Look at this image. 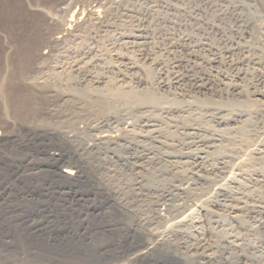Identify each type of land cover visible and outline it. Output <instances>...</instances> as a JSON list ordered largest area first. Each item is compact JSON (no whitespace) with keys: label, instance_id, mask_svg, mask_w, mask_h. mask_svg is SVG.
Segmentation results:
<instances>
[{"label":"rangeland","instance_id":"obj_1","mask_svg":"<svg viewBox=\"0 0 264 264\" xmlns=\"http://www.w3.org/2000/svg\"><path fill=\"white\" fill-rule=\"evenodd\" d=\"M23 1L0 0V48L33 49L19 68L0 63V264H199L196 249L215 237L226 240L215 264H238L228 249L238 242L239 264H264V213L241 201L264 200V156L248 146L264 149V0H40L58 19L87 20L61 43L50 41L59 22L27 19ZM56 64L75 90L148 89L163 103L98 111L93 92L60 90ZM108 130L121 146L84 149ZM70 164L81 172L68 179ZM188 181L213 186L186 193Z\"/></svg>","mask_w":264,"mask_h":264},{"label":"bare ground","instance_id":"obj_2","mask_svg":"<svg viewBox=\"0 0 264 264\" xmlns=\"http://www.w3.org/2000/svg\"><path fill=\"white\" fill-rule=\"evenodd\" d=\"M8 1V0H7ZM62 3V2H61ZM68 4H70V3H68ZM3 5H4V3H3ZM22 12H23V16H26L27 17V19H30V18H32V17H34V16H39L40 14H42V16L44 15V17H46L47 18V20L46 21H48L49 23H56V25H57V22H59V30H56L58 33H56V35H54V36H52L53 34H51V39H50V41H53L54 43H61L62 41H63V39H65V36H66V38H69L70 36L69 35H72V38L74 39V37L73 36H75V37H77L78 35L76 34V33H74V28H78V31H81L82 29H80L81 27H83V25H84V27H85V24H86V21H84V24L83 23H80V21H82V20H78V23H77V21H76V19H75V17H74V12H73V14L71 15V17L70 18H67V16L65 17V19H60L61 21H59V19H58V17L56 16V13H57V11H55L56 13H53V12H51L50 10H49V8L47 9L46 8V6L44 7L43 5H42V3H41V1L40 0H24L23 2H22ZM59 5H61V4H59ZM65 5V4H64ZM100 5V4H99ZM20 6V5H19ZM69 6L70 5H68V8H69ZM96 7V6H95ZM98 7V6H97ZM63 8V7H62ZM60 9H61V7H60ZM64 9V8H63ZM70 9V8H69ZM110 9V8H109ZM100 11V9L98 8H96V10L95 9H91L90 10V15H96L97 14V16H99V12L97 13V11ZM65 11V10H64ZM63 11V12H64ZM66 11H68L67 10V8H66ZM65 11V12H66ZM101 11H102V9H101ZM111 11V10H110ZM109 11V12H110ZM58 14V13H57ZM76 14V13H75ZM89 14V13H88ZM65 15V14H64ZM111 15V14H110ZM89 16V15H88ZM100 16H101V14H100ZM97 18H99V17H97ZM78 19V18H77ZM108 20V19H107ZM100 21V20H99ZM47 22V23H48ZM89 22V21H88ZM76 26H75V25ZM55 25V24H54ZM89 24L87 23V26H88ZM73 26H75L74 28H73ZM90 27V26H89ZM76 28V29H77ZM57 29V28H56ZM85 29H86V27H85ZM84 29V30H85ZM30 30H31V28H30ZM55 31V30H54ZM83 32V31H82ZM81 32H79V34H80ZM67 35L69 36V37H67ZM83 35H85V33L83 32ZM81 37H82V35H80ZM86 36V35H85ZM50 37V36H49ZM27 38V37H26ZM31 38V37H30ZM71 38V37H70ZM79 38V37H78ZM86 38V37H85ZM80 39V38H79ZM83 39V38H82ZM6 40V39H5ZM28 40L31 42L32 41V39L30 40L29 39V36H28ZM48 40H49V38H48ZM75 40V39H74ZM67 41V40H66ZM78 41H80V40H78ZM85 41V40H84ZM26 42V41H25ZM32 43V42H31ZM30 43V44H31ZM51 43V42H50ZM54 43H52V44H54ZM69 43V42H68ZM72 43V42H71ZM5 44V43H4ZM3 44V45H4ZM21 44V43H20ZM27 44V43H26ZM28 44H29V42H28ZM24 45V46H17V47H12V46H8V47H1L0 48V63L2 62V63H6V64H9V66H13V67H17V68H19V66L18 65H20L23 61H25L26 60V58H27V56H29V54H31L32 53V46L31 45ZM64 44H65V41H64ZM6 45V44H5ZM22 45H23V43H22ZM34 45V44H33ZM47 45H50V44H47ZM46 45V46H47ZM58 45V44H57ZM71 45V44H70ZM13 46H15V45H13ZM35 46V45H34ZM39 46V45H38ZM45 46V47H46ZM41 47V46H40ZM49 47V46H48ZM98 47V46H97ZM99 48V47H98ZM42 49V48H41ZM44 49V48H43ZM92 49V48H91ZM36 50V49H35ZM38 51V50H37ZM40 51V50H39ZM103 51V50H102ZM50 52V51H49ZM37 53V52H36ZM47 53H48V50H47V48L44 50V51H42V54H41V56H44V55H47ZM38 54H40V52L38 53ZM32 55V54H31ZM41 56H37V57H40L41 58ZM50 56V55H49ZM31 57V56H30ZM36 57V56H35ZM48 57V56H47ZM60 57V56H59ZM39 58V59H40ZM35 59V58H34ZM38 59V58H37ZM47 59V58H46ZM28 60V59H27ZM44 61V60H43ZM59 61V60H58ZM33 62V61H32ZM50 62V61H49ZM53 62V61H52ZM56 62H57V60H56ZM85 62H86V60H85ZM45 63H46V61H45ZM88 63V62H87ZM77 64V63H76ZM75 64V65H76ZM22 65V64H21ZM31 65V64H30ZM57 65V64H56ZM59 66H62L63 67V65H61V64H58ZM58 65H57V68H58ZM29 66V65H28ZM35 66V65H34ZM33 66V67H34ZM39 66V65H38ZM73 66H74V64H73ZM1 68H3L2 66H0ZM56 67V66H55ZM65 68H66V65L64 66ZM10 68V67H9ZM8 68V69H9ZM17 68H16V70L15 71H17ZM37 68V67H36ZM56 68V69H57ZM65 68H62L63 70H65ZM71 68V67H70ZM7 69V68H6ZM12 69V68H11ZM35 69V68H34ZM33 69V70H34ZM53 69V68H52ZM59 69V68H58ZM62 69L60 70V71H58V70H54V72H59V73H61L60 75H63L62 74ZM2 70V69H1ZM19 70V72H20V69H18ZM67 70V69H66ZM71 70H74L75 72H76V74H74V77H75V75L77 76V74L78 75H80V74H82V75H85L86 73H87V70H88V64H83V65H79L78 67H74L73 69H71ZM3 71V70H2ZM14 71V72H15ZM41 71V70H40ZM53 71V70H52ZM62 71V72H61ZM67 71H69V69L67 70ZM6 72H8L7 70H6ZM6 72L4 73V74H6ZM54 72H53V74H54ZM70 72V71H69ZM65 73V75H63L64 77H58L59 79L61 78V79H63V81L61 80V81H59L58 79H56L55 80V82L54 83H56V81L58 80V82L57 83H59L58 85V87L60 88V90H65V91H68V92H73V95H80V96H82V98H84L83 96H86L87 94H89V92H93L92 93V95H94L92 98H91V96H90V98H88L87 97V99L86 100H88L89 102H91L92 104L91 105H93L95 108H96V110H98V111H101V110H106V108L107 109H109L108 107H115L114 109H116V107L120 104V103H130V102H134V103H139V104H149V105H151V106H161L160 104H162L163 103V99L161 98V97H159L158 95H156L155 93H154V91H150V90H148V89H145V90H138V89H135V88H133V87H116V88H113V87H111V86H105L104 88L102 87V88H97V87H95V86H93V87H95V88H81V89H78V90H75V89H73L72 88V83H71V85H69L68 84V81L73 77L72 75H73V71L71 72V73ZM10 73V72H9ZM17 73V72H16ZM51 73V72H50ZM1 74V73H0ZM13 74V73H12ZM20 73H18L17 75H19ZM56 74V73H55ZM72 74V75H71ZM212 74V73H211ZM15 75V73L13 74V76ZM52 75V74H51ZM53 76V75H52ZM55 76V75H54ZM3 77H6V76H4L3 75ZM15 77V76H14ZM21 78V77H20ZM28 78V77H27ZM38 78V77H37ZM53 78V77H52ZM56 78V77H55ZM54 78V79H55ZM25 79V78H24ZM72 79H74V78H72ZM71 79V80H72ZM4 80H5V78H4ZM27 80V79H26ZM44 80H46V79H44ZM38 81V80H37ZM52 81V80H51ZM5 82V81H4ZM28 82V81H27ZM1 83V82H0ZM30 83H32V82H30ZM56 83V84H57ZM69 83H70V81H69ZM228 83H229V81H228ZM34 84H35V82H34ZM48 84V83H47ZM53 84V83H52ZM56 84H53L52 86H55ZM207 84V83H206ZM205 84V85H206ZM231 85H232V83H230ZM3 85V84H2ZM1 85V86H2ZM33 85V84H32ZM42 85V84H41ZM196 85V84H195ZM100 86V85H99ZM199 86H201V85H199ZM239 86V85H238ZM238 86H236L235 84H234V86H233V88L234 89H237L238 88ZM35 87H37L36 85H35ZM29 88V87H28ZM38 88V87H37ZM59 88H57V89H59ZM54 90H55V87L53 88ZM46 90V89H45ZM41 91V90H40ZM76 91V92H75ZM67 92V93H68ZM26 93H27V91H26ZM74 93H76V94H74ZM28 95V94H27ZM51 95V94H50ZM70 96H71V93L69 94ZM76 95V96H77ZM17 96V95H16ZM19 96V95H18ZM34 96V95H33ZM44 96V95H43ZM47 96V95H46ZM1 97V96H0ZM3 97V96H2ZM52 97V96H51ZM95 97V98H94ZM36 98V97H35ZM69 98V97H68ZM71 98H73V96L71 97ZM75 98V97H74ZM2 99V98H1ZM77 99V98H76ZM79 99H80V97H79ZM198 100V99H197ZM196 100V101H197ZM17 101H18V99H17ZM200 101V103L198 102V106L201 104V106L202 105H204V104H207L209 101L208 100H206V99H201V100H199ZM230 102H228L227 104V106H230V107H232L233 109H235V106H238V105H240L241 104V102H238V101H235L234 99L233 100H229ZM25 102H26V100H25ZM86 102V101H85ZM17 103H19V102H17ZM222 103H224V102H222ZM195 104V103H194ZM19 105V104H18ZM21 105V104H20ZM29 105V104H28ZM148 105V106H149ZM197 105V104H196ZM220 105H221V103H220ZM32 106V105H31ZM250 106V105H249ZM249 106H247V107H249ZM254 106V105H253ZM252 106V108H255V107H253ZM10 107V106H9ZM53 107V106H52ZM92 107V106H91ZM119 107V106H118ZM144 107V106H143ZM13 109V108H12ZM113 109V108H112ZM8 110V109H7ZM9 111V110H8ZM114 111V110H113ZM113 111H111V112H113ZM148 111V110H147ZM236 111V110H235ZM110 112V111H109ZM115 112V111H114ZM244 112V111H243ZM16 113V112H15ZM117 113V112H116ZM245 114V113H244ZM120 115V114H119ZM241 115V114H240ZM6 116V115H5ZM242 116V115H241ZM7 117V116H6ZM116 117H117V115H116ZM246 117V116H245ZM31 118V117H30ZM249 118H251V117H249ZM116 119V118H115ZM122 119V118H121ZM33 120V119H32ZM109 120V119H108ZM117 120V119H116ZM224 120V119H223ZM11 121V120H10ZM25 121V120H24ZM227 121V120H226ZM15 122V121H14ZM31 122V121H30ZM120 122V121H119ZM9 123V122H8ZM15 124V123H14ZM47 124H49V123H47ZM99 124V123H98ZM126 124V123H125ZM247 124V123H246ZM4 125V124H3ZM29 125V124H28ZM38 126V125H37ZM248 126V124L246 125V127ZM17 127V126H16ZM42 127V126H41ZM93 127V126H92ZM245 127V125H244V127H242L241 129H240V132H244L247 128ZM18 128V127H17ZM38 128V127H37ZM44 128V127H43ZM53 128V127H52ZM101 128V127H100ZM128 128V127H127ZM2 130V129H1ZM0 130V136H2V135H4V133L2 132ZM9 130V129H8ZM8 130H6V131H8ZM58 130V129H57ZM71 130V129H70ZM116 130V129H115ZM128 130V129H127ZM131 130H132V128H131ZM12 131V130H11ZM53 131V130H52ZM61 131V130H60ZM67 132H68V130H66ZM78 131V130H77ZM100 131V130H99ZM103 131V130H102ZM125 131V130H124ZM134 131V130H133ZM152 131V130H151ZM154 131V130H153ZM85 132V131H84ZM101 132V131H100ZM129 132V131H128ZM56 133V132H55ZM130 133H131V131H130ZM129 133V134H130ZM94 134H96L94 137H92V139H90V140H92V142L94 143L93 145H91V146H86L84 149L86 150V149H89L91 152H94V153H99L100 152V149L104 146V149H105V147L107 146L108 148H109V146L111 145H114L115 147H119V146H121L122 144H121V141H119L118 140V137H117V134L116 133H113V132H109V130H108V133L107 132H105V133H94ZM120 134V133H119ZM134 134V133H133ZM136 134V133H135ZM73 135V134H72ZM26 136V135H25ZM63 139L65 140V141H72V139L73 138H71L70 136H69V134L67 135L65 132H63ZM93 136V135H92ZM136 136V135H135ZM134 136V138L136 139V137ZM126 137V136H125ZM6 138V137H5ZM8 138V137H7ZM71 138V139H70ZM132 138V137H131ZM131 140V139H130ZM14 141V140H13ZM31 141V140H30ZM44 141V140H43ZM128 141H129V139H128ZM137 141H139V140H137ZM92 142H91V144H92ZM148 142V141H147ZM77 143V142H76ZM138 143V142H137ZM213 143V142H212ZM88 144V143H87ZM125 144V143H124ZM201 144V143H200ZM203 145H204V143H202ZM263 144V143H262ZM33 145V144H32ZM71 145V144H70ZM90 145V144H89ZM131 145V144H130ZM260 143L259 142H257V141H255V140H253V141H251V142H249L248 143V146H250L249 147V149H251V153L252 154H254L255 156H257L256 158L257 159H259V158H261V157H263L264 156V154H263V150L260 148ZM13 146V145H12ZM214 146V145H213ZM261 147H263V146H261ZM204 148V147H203ZM215 148V147H214ZM200 149V148H199ZM216 149V148H215ZM222 149V148H221ZM69 150V149H68ZM77 150V149H76ZM197 150V149H196ZM210 150V149H209ZM217 150V149H216ZM220 150V149H219ZM60 151V150H59ZM193 151V150H192ZM212 151V150H211ZM78 152V151H77ZM116 152V151H115ZM198 152V151H197ZM203 152V151H202ZM201 152V153H202ZM209 152V151H208ZM208 152H207V154H208ZM212 152H214V151H212ZM219 152V151H218ZM211 153V152H210ZM216 153V152H215ZM6 154V153H5ZM49 154V153H48ZM52 154V156H56V153H51ZM101 154V153H100ZM190 154V153H189ZM70 155V154H69ZM182 155V154H181ZM180 155V156H181ZM185 155H186V153H185ZM263 155V156H262ZM50 156V155H49ZM51 156V157H52ZM62 156V155H61ZM188 156V155H187ZM202 156H204V155H202ZM59 157V156H58ZM183 157V156H182ZM205 157V156H204ZM203 157V158H204ZM56 158V157H55ZM55 158H54V160H55ZM61 158V157H60ZM67 158V157H66ZM179 158V157H178ZM184 158V157H183ZM199 158V157H198ZM223 158V157H222ZM188 159V158H187ZM200 159H201V157H200ZM205 159V158H204ZM206 159H207V157H206ZM205 159V160H206ZM57 160V159H56ZM177 160V159H176ZM180 160V159H179ZM179 160H178V162H179ZM197 160V159H196ZM202 160V159H201ZM186 161V160H185ZM203 161V160H202ZM182 162V161H181ZM53 163V162H52ZM57 164V163H56ZM180 164V163H179ZM183 164H186L185 162H183L182 163V165ZM60 165V164H59ZM176 165V164H175ZM204 165V164H203ZM29 166V165H28ZM82 166V165H81ZM177 166V165H176ZM180 166V165H179ZM188 166V165H187ZM186 166V167H187ZM83 167V166H82ZM181 168L182 169H184L185 168V166H180L178 169L179 170H181ZM41 169V168H40ZM80 169V168H79ZM78 169V166H72L71 164L70 165H64V167H61V170H60V172H61V175H63V177H65V178H73L74 176H77L78 174H80V172H81V170H79ZM199 171H200V169H198ZM198 170H197V172H198ZM176 171H177V168H176ZM29 172V171H28ZM203 172V171H202ZM206 173V172H205ZM82 174V173H81ZM188 174V173H187ZM194 174H195V172H194ZM191 175V174H190ZM198 175H199V173H198ZM201 175H202V173H201ZM192 176V175H191ZM190 176V177H191ZM203 176V175H202ZM209 175H207L206 177H208ZM193 177V176H192ZM181 178V177H180ZM196 178H199V177H196ZM195 178V179H196ZM189 179V178H188ZM191 179V178H190ZM193 179V178H192ZM207 179H209V177L207 178ZM187 180V179H186ZM198 180V179H197ZM203 180V179H202ZM185 181V180H184ZM183 181V182H184ZM196 181V180H195ZM9 182V181H8ZM191 182V181H190ZM173 183V182H172ZM182 183V182H181ZM188 183H189V181H188ZM196 183V182H195ZM204 183V182H203ZM203 183H200L199 185L197 184V185H191L190 183V186H187L188 184H186L185 186H187V187H185V189H184V191L187 193V191H199V190H208L209 189V187H212L213 185H207V186H205V184H203ZM181 185V184H180ZM180 185H178V187H180ZM183 185V184H182ZM182 185H181V187L180 188H182ZM176 188V187H175ZM209 191V190H208ZM226 191V190H225ZM140 192V191H139ZM231 192L232 191H230V194H231ZM184 193V192H183ZM190 193V192H189ZM223 193V192H222ZM228 193V192H227ZM258 193V192H257ZM256 193V194H257ZM221 194V193H220ZM252 194V193H251ZM250 194V196H251V198H252V196H255V195H251ZM224 195V194H223ZM259 195H261V194H259ZM221 196V195H220ZM228 197H230V196H228ZM234 197V196H233ZM259 197V196H258ZM257 196H256V198H258ZM243 198V197H242ZM250 198V197H249ZM261 198H262V196H261ZM224 199V198H223ZM263 199V198H262ZM222 200V199H221ZM225 200V199H224ZM227 200V199H226ZM225 200V201H226ZM229 200V199H228ZM240 200V199H239ZM248 200H250V199H248ZM255 200V199H254ZM163 201V200H162ZM241 201H243V205L244 206H247L248 205V209H249V211L251 212V213H254V214H260V213H264V200H261V199H259V200H256V201H251V202H247V201H245V200H241ZM201 202V201H200ZM213 202V201H212ZM211 202V203H212ZM219 202V201H218ZM225 203V202H224ZM233 203V202H232ZM235 203H237L236 201H235ZM192 204V203H191ZM200 204V203H199ZM235 205V204H234ZM192 206V205H191ZM195 206V205H194ZM197 206V205H196ZM204 206V205H203ZM207 207V206H206ZM232 207V206H231ZM239 207V206H238ZM241 207V206H240ZM210 208V207H209ZM159 209V208H158ZM223 209V208H222ZM221 209V210H222ZM234 209H236V210H234V211H237L239 208H237L236 206L234 207ZM160 210V209H159ZM201 210V209H200ZM232 211H233V208L231 209ZM210 211H212V209L210 208ZM239 211V210H238ZM214 211H212V213H213ZM159 213V212H158ZM233 213V212H232ZM236 213V212H235ZM219 214V213H218ZM237 214H239V213H237ZM261 215V214H260ZM263 215V214H262ZM220 216V215H219ZM238 217V216H237ZM215 218V217H214ZM262 222V220H260L259 218H258V220H256L254 223H256V225H258L259 223H261ZM263 223V222H262ZM260 225V224H259ZM261 226H263V225H261ZM253 227V226H252ZM257 228V227H256ZM251 230V229H250ZM215 232V231H214ZM215 237V236H214ZM210 240V239H209ZM235 241V240H234ZM224 242H226V240L225 239H223L222 238V240H221V238L220 237H215L213 240H212V244H208L209 246H207V247H201V246H199L198 247V249H196V250H199L200 249V251L199 252H197V256H198V258H199V264H213L214 262H216L217 260H218V255L217 254H219V253H217V252H215L213 249H216L217 250V248L220 246V244H222V243H224ZM230 242V241H229ZM206 243H209V242H206ZM205 243V244H206ZM231 243V242H230ZM232 243H234V242H232ZM240 242H238V243H234L233 245H231L230 246V244H229V246H228V249H229V251H230V253H232V254H234V256L232 257V262L234 261V260H237L238 261V264L239 263H241V260H243L242 258H241V256L243 257V255H245V247H244V245L242 246L241 244H239ZM202 245H203V243H201ZM200 244V245H201ZM204 244V245H205ZM223 247V246H222ZM220 248V247H219ZM191 249V248H190ZM222 249V248H221ZM220 249V250H221ZM224 249V248H223ZM191 251V250H190ZM187 252L189 253V248H188V250H187ZM217 253V254H216ZM256 254V253H255ZM230 255V254H229ZM220 256V255H219ZM253 256V255H252ZM221 257H222V255H221ZM244 257H247V254L244 256ZM220 258V257H219ZM228 258V257H227ZM226 257H225V259H227ZM229 259V258H228ZM256 260V259H255ZM221 261V260H220ZM215 264V263H214ZM243 264H254V263H252V261L250 260L249 261V257H248V259L246 260V262H244Z\"/></svg>","mask_w":264,"mask_h":264}]
</instances>
